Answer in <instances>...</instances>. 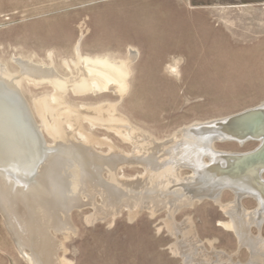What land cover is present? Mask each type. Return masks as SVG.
Here are the masks:
<instances>
[{
	"label": "bare ground",
	"instance_id": "bare-ground-1",
	"mask_svg": "<svg viewBox=\"0 0 264 264\" xmlns=\"http://www.w3.org/2000/svg\"><path fill=\"white\" fill-rule=\"evenodd\" d=\"M75 52V60L62 61L65 74L52 53L49 63L15 56V70L0 60V213L28 263H68L60 251H65L63 240L77 233L71 213L92 207L90 223L115 220L124 210L130 220L144 210H165L168 228L182 234L173 247L183 264H264V101L160 140L133 125L119 102L75 105L67 99L69 92L123 99L137 51L130 49L127 59L117 60L84 56L78 47ZM27 84L51 90L29 100ZM101 129L114 133L130 151L110 136L98 137L95 131ZM244 141L256 146L247 151L218 148L224 143L242 147ZM134 166L143 171L126 176L124 169ZM227 193L229 202L224 201ZM247 200L253 208L245 205ZM204 202L225 213L228 219L219 224L246 248L247 262L213 247L208 251L189 217L181 224L175 221L178 213Z\"/></svg>",
	"mask_w": 264,
	"mask_h": 264
},
{
	"label": "rangeland",
	"instance_id": "rangeland-1",
	"mask_svg": "<svg viewBox=\"0 0 264 264\" xmlns=\"http://www.w3.org/2000/svg\"><path fill=\"white\" fill-rule=\"evenodd\" d=\"M76 47L84 56L116 60L127 59L130 49L137 51L123 99L111 93L72 92L67 99L75 105L119 102V110L133 125L160 140L181 135L191 124L236 114L264 101V0H0V60L11 70L17 68L15 56L49 63L52 53L65 74L62 61L75 60ZM50 90L24 87L29 100ZM95 132L130 151L114 133ZM255 146V142L242 147L218 144L231 151ZM142 171L134 166L123 172L136 177ZM231 198L227 193L224 201ZM245 205L255 204L247 200ZM91 213L92 207L73 210L77 233L67 240L58 235L64 241L60 256L66 264L184 263L174 253L182 234L174 235L168 228L165 210L156 214L144 210L133 220L124 210L115 220L90 223L86 219ZM188 217L208 251L213 247L234 260L248 261L246 248L241 249L235 235L220 226L228 218L218 206L204 202L174 219L181 224ZM0 264H29L1 213Z\"/></svg>",
	"mask_w": 264,
	"mask_h": 264
},
{
	"label": "water",
	"instance_id": "water-1",
	"mask_svg": "<svg viewBox=\"0 0 264 264\" xmlns=\"http://www.w3.org/2000/svg\"><path fill=\"white\" fill-rule=\"evenodd\" d=\"M246 142H247V141H244V142H242L241 144H243V145H244Z\"/></svg>",
	"mask_w": 264,
	"mask_h": 264
}]
</instances>
